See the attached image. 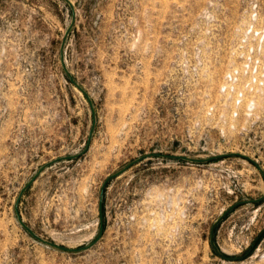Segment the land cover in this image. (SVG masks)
I'll list each match as a JSON object with an SVG mask.
<instances>
[{"label":"rangeland","instance_id":"rangeland-1","mask_svg":"<svg viewBox=\"0 0 264 264\" xmlns=\"http://www.w3.org/2000/svg\"><path fill=\"white\" fill-rule=\"evenodd\" d=\"M81 152L68 249L251 161L67 252ZM263 195L264 0H0V264H264Z\"/></svg>","mask_w":264,"mask_h":264},{"label":"water","instance_id":"water-1","mask_svg":"<svg viewBox=\"0 0 264 264\" xmlns=\"http://www.w3.org/2000/svg\"><path fill=\"white\" fill-rule=\"evenodd\" d=\"M70 26L69 28L67 29L66 33H65V36L68 34V31L70 30L72 24H73V17H72V20L70 22ZM63 38V41L61 43V47H60V62H61V65H62V68L64 70V72L67 73V70L64 66V61H63V58H62V49H63V45H64V41H65V37ZM69 77V80L70 82L80 91L82 92L83 96L85 97L88 105L89 106V110H90V113H91V118H92V122H91V127H90V130L88 132V140H87V145L85 147V149H83V152H85L87 150V147H88V144L90 142V139H91V136H92V133H93V128H94V123H95V117H94V110H93V106L92 105V102L88 96V94L86 92H84V90L73 80V78H71L70 76ZM83 152H81L80 154H77V155H71V156H63V157H59V158H56L48 163H46L45 165H43L41 168H39V170L35 173V175L33 177H31V180L19 191L18 193V196L16 198V201L14 202V205H13V209H14V212H15V215H16V220L18 221V223L20 224V226L22 228H24L33 238H35L36 240H38L39 242H42V243H45V244H48L50 245L51 247H54L56 249H60V250H63V251H67V252H76V251H82V250H86L87 248L91 247L95 242H97L101 235H102V230H103V225H102V217H101V206H102V198H103V192H104V189L106 187V184L108 183V181L110 179H112V177H117L118 175L122 174L126 169H128L130 166H132L133 164L137 163L138 161H140L141 159H143L144 157H150V156H156V157H163V158H169V159H179V160H184L186 162H191V163H206V162H209L212 161V160H215V159H218L220 157H228V156H233V155H237V156H240V157H243V158H246L248 160H250L248 157H246L245 155H241V154H238V153H229V154H221V155H216V156H211L209 158H190V157H186V156H177V155H161V154H150V155H147V156H143L141 157L140 159L138 158V160H134L132 161L130 164H128L126 167H124L123 169H121L120 171L116 172L115 174H112L110 176H108L104 182L102 183L101 187L99 188L100 191H99V199H98V213H99V227H98V233H97V236L94 238V240L87 246H83V247H80V248H77V249H68V248H64L62 246H58V245H55V244H52L50 242H47L41 238H39L37 235H35L32 231H30V228L23 222V220H21L22 218L20 217V214H19V211H18V204L20 202V199L24 193V191L31 185V183L40 175V173H42V171L47 168L48 166L56 163V162H59V161H62V160H72L76 157H78L79 155H81ZM251 161V160H250ZM257 166V165H256ZM257 168L259 169V167L257 166ZM260 170V169H259ZM264 198V195L260 198H257V199H252V200H246V201H239V202H236L234 205H232L227 211L231 210L232 208L234 207H237L239 205H242V204H246V203H257L259 202L260 200H262ZM227 211H225V213H227ZM225 213L223 214V216L225 215ZM222 218V216H221ZM219 218L217 220V222L221 219ZM216 224V223H215ZM215 224L212 225L211 227V235H210V244L212 245V247L214 248L213 246V243H212V233H213V229H214V226ZM215 250V248H214ZM216 251V250H215ZM220 257H222L223 259H227V260H231V259H235V258H229V257H226L224 255H221V254H218Z\"/></svg>","mask_w":264,"mask_h":264},{"label":"crops","instance_id":"crops-1","mask_svg":"<svg viewBox=\"0 0 264 264\" xmlns=\"http://www.w3.org/2000/svg\"><path fill=\"white\" fill-rule=\"evenodd\" d=\"M36 183H37V182H35V184H33V185H36ZM33 185L30 187L29 191L32 190V189L35 187V186H33ZM23 198H24V196H23ZM23 198H22V199H23Z\"/></svg>","mask_w":264,"mask_h":264}]
</instances>
